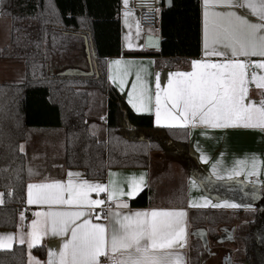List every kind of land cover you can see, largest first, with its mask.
<instances>
[{"label":"trees","instance_id":"trees-1","mask_svg":"<svg viewBox=\"0 0 264 264\" xmlns=\"http://www.w3.org/2000/svg\"><path fill=\"white\" fill-rule=\"evenodd\" d=\"M0 18L10 21L8 41L0 60L21 61V83L0 84V230L13 231L16 217L25 211V191L38 175L20 145L39 133H48L62 166L82 170L88 180L102 181L109 169L148 171V187L129 201L132 208L186 206V182L193 178L203 192L215 198H234L233 184L219 185L205 177L189 152L188 130L157 128L151 116L136 115L124 103L106 74L112 57H154L155 68L170 70L201 54L200 0H171L160 5L158 51H124L121 48L120 0H6ZM95 53L97 76L61 77L59 64L85 55L84 37ZM81 70V69H80ZM58 71V72H56ZM60 71V72H59ZM103 103L102 116L95 106ZM136 131L129 138L118 132V121ZM139 132L146 134L143 140ZM170 151L173 159L152 162L151 154ZM55 153V154H56ZM180 167L179 174L173 165ZM234 194V195H232ZM251 212L191 211L193 232L207 229L218 238L216 227L237 222L238 243L234 264H264V202ZM34 253L44 258L43 247ZM202 240L189 245V264H203ZM0 264H27L24 246L0 248Z\"/></svg>","mask_w":264,"mask_h":264},{"label":"snow or ice","instance_id":"snow-or-ice-1","mask_svg":"<svg viewBox=\"0 0 264 264\" xmlns=\"http://www.w3.org/2000/svg\"><path fill=\"white\" fill-rule=\"evenodd\" d=\"M5 3L6 0H0V14ZM124 4L127 6L128 0ZM235 9H248L256 22ZM202 20L205 58L192 60L191 71L169 73L163 90L159 73L156 74L155 124L183 127L199 123L211 128L243 126L264 131V99L255 102L249 98L250 85H255L264 96V0H202ZM112 63L119 65L121 61ZM109 79L113 77L110 75ZM124 83L121 77V90ZM132 87L136 89L137 85L133 83ZM147 91L142 83V99ZM132 96L129 92L133 109L146 111V104L134 103ZM23 150L21 145L20 151ZM200 159L206 158L201 155ZM256 174L254 159L248 175ZM234 175H240V170L234 169L228 178ZM80 176L69 171L66 182L27 184V204L47 205L49 210L33 213L36 219L31 221L26 236L18 235L19 243L27 242L31 249L49 232L65 237L58 253L49 251L47 264H110L117 254L118 264H185V257L179 251L187 239L185 211L152 209L122 213L108 206L111 201L117 209L128 208L120 197L138 194L144 184L143 175L138 180L129 179L126 192L114 182L103 184L79 179ZM192 183L195 186L196 181ZM92 193L97 198H92ZM102 193L106 198H100ZM65 205L68 210H52V206ZM224 206L240 205L225 201ZM93 217L95 221L103 219L108 223L93 222ZM12 240L11 235L0 236V248L11 247Z\"/></svg>","mask_w":264,"mask_h":264},{"label":"crops","instance_id":"crops-1","mask_svg":"<svg viewBox=\"0 0 264 264\" xmlns=\"http://www.w3.org/2000/svg\"><path fill=\"white\" fill-rule=\"evenodd\" d=\"M201 2V54L198 58H192L180 61L175 68L170 70L156 69L155 68V58L154 57H112L107 59L106 62V74L108 82L114 87L117 93L120 95L126 106L136 115H146L151 116L153 120V125L157 128H184L188 130V147L189 152L192 154L194 159L199 164L200 169L206 178L211 182L219 185L233 184L235 188L229 189L237 190L234 198H215L205 194L198 183L193 178H189L186 182V206L181 208H166V207H151V208H132L129 206V201L135 199L141 192H143L148 187L149 175L146 169L136 168V169H109L106 171L105 178L102 181H92L100 182L103 184H109V182H114L118 187H120L125 192L128 189V181L131 178L139 179L142 175L144 177V184L141 190L135 196L129 198L128 196L120 197L121 200L128 204V208L117 209L114 202L109 201L108 206L112 208L113 211H120L122 213H131L135 211H144L152 209H163V210H183L186 212L185 223H186V245L184 248L179 249V251L185 257V264H189V245L190 241L194 237H198L202 240L203 251H204V261L203 264H211L213 260L219 259L220 250L208 251L207 241L208 239L201 232L196 236L190 228L189 224V214L191 211H224V212H234L243 211L251 212L256 210V204L264 202V131L259 128H245L243 126L227 127V128H211L199 123L189 124L187 126H157L155 124V94H156V84L157 76L159 73V83L161 90L167 87L168 76L171 72L177 71H191V61L194 59H204L203 56V20H202V0ZM131 0H128L127 6L124 4V0H120V24H121V48L124 51H141L144 49V37L146 35H158V31L151 30H141L138 27V17L137 13L133 11L130 7ZM162 5L165 6V2L162 1ZM166 7V6H165ZM238 14L248 15V18L252 22H256V17L251 16L248 13V9H235ZM128 13V15H125ZM5 18H0V20ZM1 31V30H0ZM9 35V33H8ZM8 41V36L6 37L4 30L0 32V50L6 45ZM131 45V47H129ZM211 59L216 60L217 57H211ZM255 59V58H254ZM120 60L121 64H113L112 61ZM125 73H127L125 75ZM139 73L140 80H137V74ZM24 75V64L21 61H2L0 60V84L4 83H17V79L23 80ZM113 77V80L109 79V76ZM123 77L125 80L123 90H121L119 85V79ZM135 83L137 85L136 89H133L132 85ZM148 89L147 93L141 98V84ZM132 92L134 103H145L147 106L146 111L137 112L133 109L132 105L129 103L128 93ZM163 94V92H161ZM150 96L149 100L147 97ZM249 98L252 101L258 102L264 99V96L260 94V90L255 88V85L249 86ZM41 134L39 133L30 138L29 143L23 142V152L28 154L32 158V163L34 166L39 167L36 169V174L38 175L36 180L31 181V183L40 182H50L52 180L67 181V173L69 171L73 173H80L79 179H87L84 171L82 170H70L65 169L62 166L61 154L58 156L55 147L52 143L54 140L51 134L44 133L43 139H41ZM38 137V138H37ZM47 139V140H45ZM20 145V146H21ZM56 153V154H55ZM56 155L57 157H54ZM203 155L206 159L201 160L200 156ZM255 159L256 162V175H248L252 168V162ZM36 162V163H35ZM234 169L240 170V175H234L231 179L228 178V174ZM215 173V174H214ZM221 176L222 179L217 177ZM77 178H74V180ZM88 180V179H87ZM193 180L196 181L195 186H193ZM91 181V180H89ZM30 183V182H29ZM1 194V193H0ZM25 211L17 214L16 217V227L13 231H3L0 230V236L11 235L13 240L11 241V247H4L1 249H10L14 245L24 246L27 251V264H47L49 258V251L58 253L62 247L63 240L65 237L54 236L50 232L43 235L39 242H37L31 249L28 248L27 242L24 244L19 243L18 235L24 233L25 236L30 230L29 225L33 219L36 217L33 215L37 211H47L49 210L47 205H28L27 204V188L25 191ZM92 198H97L95 193H92ZM100 198H106L102 193ZM3 203V196L0 197ZM234 203L240 205L239 207H225L224 202ZM195 205V206H190ZM213 205H219L218 207H213ZM106 209V208H105ZM52 210H68V206H52ZM97 212L100 211L99 208L96 209ZM29 213L31 218L26 221L25 214ZM107 209L105 210V214ZM23 215L24 219H21ZM93 222H103L108 223L106 220L95 221L93 217ZM235 226L237 223L231 225H219L218 231L221 229H226L230 226ZM217 231V232H218ZM218 232V233H219ZM217 233V234H218ZM216 239H210L213 243L222 242L225 239L221 238L219 234ZM230 242L235 241V235L229 233L226 238ZM43 247L45 256L40 258L34 253V248ZM31 256V261L29 257ZM103 260L104 257H101ZM223 260H227L228 257H221ZM115 264H118L119 255L114 259Z\"/></svg>","mask_w":264,"mask_h":264},{"label":"rangeland","instance_id":"rangeland-1","mask_svg":"<svg viewBox=\"0 0 264 264\" xmlns=\"http://www.w3.org/2000/svg\"><path fill=\"white\" fill-rule=\"evenodd\" d=\"M162 1H166V0H158L159 6L161 5ZM168 7V6H166ZM9 29H10V21L8 19H2L0 20V32H2L4 30L6 37L8 36L9 33ZM80 59H74L71 58V60L68 61H64L63 63L59 64V68L60 70L64 69V68H68V67H76L80 68L83 71H88L89 66L86 60V55H79ZM97 69V68H96ZM58 72V71H56ZM60 72V71H59ZM1 80V79H0ZM17 83H21L22 79H17L16 81ZM97 103L95 104V106L98 109V113H100V115L102 116L103 114V103L100 101V99H97L96 101ZM118 132H120L121 134H123L126 137L132 138L134 137V135L136 134V131L134 129H131L127 126V122L124 121L123 118H120L118 121ZM146 134H143L141 132H139V134H137V137H139L140 140H143ZM44 133L41 134V139H43ZM38 138V137H37ZM47 140V139H45ZM55 140V139H54ZM59 156V154H58ZM54 157H57L56 155H54ZM151 159L152 162H160L163 160H170L173 159V154L170 151H164V152H159V153H154L151 154ZM31 162L33 161L32 158L30 159ZM155 161V162H154ZM34 162V161H33ZM36 163V162H35ZM34 165V163H32ZM173 172L175 175L179 174V170L180 167L178 164H174L173 165ZM237 223V222H232V224ZM234 226H230L227 227L226 229H221L220 232L218 231V227H216V232L218 233V235H221V238L225 239L224 243L219 242H215L213 243L212 240H210L211 238H209L207 236V229L203 228L202 230L198 231L197 233H194V235L196 236L197 234H200L199 236L202 237L201 233L203 235H205V237L208 239V243H207V247H208V251H216L217 249L221 251V253L219 254V259L213 260L211 264H234L235 259L237 258L236 252L238 250V243L236 242H230L228 241L226 238L229 235V233H233L234 234ZM201 232V233H200ZM235 235V234H234ZM197 237V236H196ZM205 255V254H204ZM228 257L227 260H223L221 259V257ZM205 258V257H204ZM237 260V259H236Z\"/></svg>","mask_w":264,"mask_h":264},{"label":"water","instance_id":"water-1","mask_svg":"<svg viewBox=\"0 0 264 264\" xmlns=\"http://www.w3.org/2000/svg\"><path fill=\"white\" fill-rule=\"evenodd\" d=\"M171 0L165 1V6H169ZM161 45L160 35H146L144 37V49L151 51H158ZM84 50L86 55V60L89 66L88 71H83L80 69H67L63 72H60L58 76L61 77H92L97 76V69L95 63V53L92 48L91 40L89 36L84 37Z\"/></svg>","mask_w":264,"mask_h":264},{"label":"built area","instance_id":"built-area-1","mask_svg":"<svg viewBox=\"0 0 264 264\" xmlns=\"http://www.w3.org/2000/svg\"><path fill=\"white\" fill-rule=\"evenodd\" d=\"M130 7L137 13L138 27L141 30L158 31L160 9L158 0H131ZM30 218V214L26 213V221ZM110 264H115V260L113 259Z\"/></svg>","mask_w":264,"mask_h":264}]
</instances>
